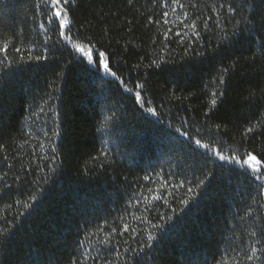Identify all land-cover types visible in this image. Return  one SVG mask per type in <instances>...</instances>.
I'll list each match as a JSON object with an SVG mask.
<instances>
[{"label":"trees","instance_id":"1","mask_svg":"<svg viewBox=\"0 0 264 264\" xmlns=\"http://www.w3.org/2000/svg\"><path fill=\"white\" fill-rule=\"evenodd\" d=\"M181 2L189 21L200 17L198 41L189 43L192 31L180 24L179 10L167 9L169 25L163 23L160 0L70 4L73 43L87 52L91 41L93 55L104 52L119 78L101 87L71 46L56 45L55 58L49 52L46 61L29 60L26 49L41 54V23L52 34L50 47L58 36L44 0H0V48L8 47L0 60L11 63L0 74V264H79L89 249L99 260L87 264H264V257L244 259L253 244H264V199L244 166L248 152L264 162V0ZM248 127L256 130L245 135ZM176 129L239 163L206 159ZM199 179L205 186L186 196ZM148 188L165 199L152 200ZM135 190L148 195L139 210L129 203ZM145 205L154 209L147 220L163 228L133 219ZM124 223L135 231L121 235ZM97 225L116 229L103 249L88 236ZM149 232L157 237L151 248Z\"/></svg>","mask_w":264,"mask_h":264},{"label":"snow or ice","instance_id":"2","mask_svg":"<svg viewBox=\"0 0 264 264\" xmlns=\"http://www.w3.org/2000/svg\"><path fill=\"white\" fill-rule=\"evenodd\" d=\"M74 0H44V7L46 9L45 15L48 16L47 23L51 24L53 20H55L58 24V36L54 44L50 47L49 46V41L52 39V34L48 32V30L45 28L44 23L40 24V29L43 30L44 36L42 42H37L41 49V54L39 55H32V50L31 48L26 49L29 53V60L33 61H41V60H48L50 57L48 55L49 52H51L52 57L55 58V47L56 45H62L64 47L71 46L74 51H78L81 55L77 58L78 62L83 61L87 68L88 71L91 74H96L99 79L98 83H100L101 87H103L106 83L110 82L106 78L110 77L116 80H119L117 77L116 72L112 71L110 67V59L106 56L104 52L95 50V54L93 55V48L91 47V41H88V44L90 45L89 50L86 52L85 48L82 47L79 44H74L73 43V29H72V21L70 20L69 16V6L71 3H73ZM131 2V0H129ZM160 5L164 9L162 12V19L163 23L165 25H169V11L167 9H171L173 13H176L178 10L183 13V17L180 20V24L183 25V28L185 30L191 29L192 31V37L189 43L193 41H198L200 39V33L197 30V20L200 19L199 16H196L193 18L191 21H189L187 12L185 10V4L181 2V0H160ZM190 7L196 8L197 5L195 2H192ZM220 8L223 9L224 5L220 4ZM229 12H234L235 9L229 5L228 7ZM211 19V17L205 18L203 26L205 28L208 27L207 21ZM187 21V23H186ZM150 23H156L159 24L160 21H151ZM217 27H219V23L217 22ZM172 32V26H169L167 29V32H164L163 38L167 40L169 38L168 33ZM175 36L180 37V42L184 43V37L181 35L180 31H177L174 33ZM0 52H3L5 54V57H7L8 53V47L5 45L3 48H0ZM16 53H20V60L24 61L23 57V52L20 47L15 48ZM155 63V62H154ZM11 67L10 62H5V60H0V74L7 75V69ZM156 67L159 68L160 64L156 63ZM225 71H227L225 69ZM2 78V77H0ZM121 83H123L121 81ZM221 83H222V78H221ZM138 87L143 88V85H138ZM219 87V85H217ZM126 92H132V89L125 88L124 89ZM222 95V93H220ZM213 99L211 100L212 106L217 105V93L213 92L212 93ZM134 97L136 101L140 104L141 108L148 113L151 114L152 116H155L156 109L153 107H147L144 108V100L142 98L141 92L136 91L134 93ZM206 116L208 119H211V112L206 113ZM107 122V121H106ZM217 132L220 130V126H216ZM255 127H248L245 130V135L249 133H253L255 131ZM176 133L184 138V141L187 142L189 145L195 144L198 148L204 149V155L206 159H213L215 158L218 161L228 163L229 161H234L236 163H239L237 158L235 156L229 157L223 154L222 150L218 149L211 143H202V140L200 138H194L189 135V132L187 130H182V129H176ZM197 134L199 135V129L196 130ZM53 135H57V133L53 132ZM54 147V145H53ZM195 150V149H194ZM107 155V153H105ZM53 159L55 157L53 156ZM244 166L249 170L248 174L250 176L251 181L255 184L256 188L259 189L260 191L258 192V195L261 199H264V162H262L260 159L257 158L256 155L252 154L251 152H248L246 154L245 160H244ZM210 175V173H205V177L207 178ZM3 177L0 176V180H2ZM145 181H152V176L150 175H145L143 177ZM184 181L180 182L179 186L184 185ZM206 184V179H199L195 187H188L186 191V196L187 193L192 194V198H195L196 195H198L197 189H200L204 187ZM2 190V189H0ZM147 193L151 194V199L155 201H160L164 200L165 198L160 195V194H153V189L148 188ZM131 200L129 201L130 206L136 208L139 210V206L142 204H145L146 201H148V195H146L144 192H141L139 190L133 191L131 194ZM31 199H35V197H31ZM166 202V201H165ZM180 203L184 206V208H187L189 206L190 200L189 198H182L180 200ZM30 206V205H29ZM150 211H154L153 208L145 205L144 207V212L141 213L140 216H133V219L136 221H139L140 223H145L147 222L148 225H150L151 228L153 229H160L163 228V224H157L153 225L150 220H147V213ZM183 211V209H181ZM253 210L249 208L248 212L251 214ZM172 212H175V209H172ZM163 219V218H162ZM171 219V217H169ZM108 224V221L105 220V225ZM135 229H130L129 225L127 223H124L122 225L121 229V235H123L125 232H134ZM116 232L115 228H111L110 231H105L104 225H97L96 226V231L95 232H89L88 236L91 238H94L95 242L98 243L101 248L103 249L105 246L111 245L112 243V237L113 234ZM253 236L256 235L255 231L252 233ZM157 237L152 234V232H149L147 235V241L145 242L146 246L151 248L152 245L151 241H156ZM127 243V241H125ZM256 243H260L259 240H257ZM92 249H89L81 254V257L79 258V264H87V260H93L94 262L99 260V253H97L96 257H93L91 255ZM125 251H128L127 249ZM132 251H137L136 249H133ZM139 251H143V248H140ZM260 257H264V244H261L259 248L256 247L255 244L246 252L244 253V259L247 261H254L256 259H259ZM143 259V258H142ZM72 264H77V261H73ZM104 264H111L110 261H105Z\"/></svg>","mask_w":264,"mask_h":264}]
</instances>
